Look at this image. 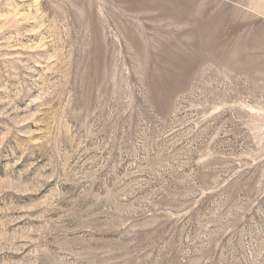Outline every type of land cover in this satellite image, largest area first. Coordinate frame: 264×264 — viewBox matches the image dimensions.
Returning a JSON list of instances; mask_svg holds the SVG:
<instances>
[{"label":"rangeland","instance_id":"obj_1","mask_svg":"<svg viewBox=\"0 0 264 264\" xmlns=\"http://www.w3.org/2000/svg\"><path fill=\"white\" fill-rule=\"evenodd\" d=\"M0 264H264V0H0Z\"/></svg>","mask_w":264,"mask_h":264}]
</instances>
